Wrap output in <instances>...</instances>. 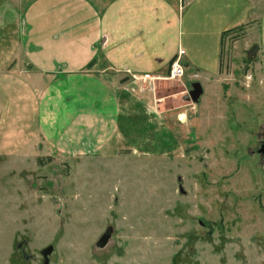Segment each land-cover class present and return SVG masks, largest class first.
<instances>
[{
    "label": "rangeland",
    "instance_id": "374dc122",
    "mask_svg": "<svg viewBox=\"0 0 264 264\" xmlns=\"http://www.w3.org/2000/svg\"><path fill=\"white\" fill-rule=\"evenodd\" d=\"M246 29L224 36L217 94L200 103L185 90L162 102L161 125L147 120L155 141L126 136L77 152L74 92L52 86L62 75L28 77L16 59L1 68L17 65L15 88L0 78V264H264V86ZM180 38L186 48L184 29ZM10 49L0 46V66ZM65 53L41 45L48 67ZM177 79L157 94L178 91ZM38 80L47 107L65 106L60 126H41L32 110Z\"/></svg>",
    "mask_w": 264,
    "mask_h": 264
},
{
    "label": "crops",
    "instance_id": "0c3cea01",
    "mask_svg": "<svg viewBox=\"0 0 264 264\" xmlns=\"http://www.w3.org/2000/svg\"><path fill=\"white\" fill-rule=\"evenodd\" d=\"M240 26L247 28L243 40L250 43L252 54L256 48V83L264 86V0H0V46L12 50L0 70L16 59L26 63L29 69H22V74L28 77L64 75L52 86L61 91V86L68 85L74 92V114L68 116L74 117L77 152L126 136L155 141L160 133L151 132L147 120L161 125L160 115L166 110H160V105L168 97L176 100L189 92L193 77L202 75L200 103L217 94L223 81L221 33ZM183 29L186 48L180 44ZM45 41L73 57L55 58L54 66L48 67L40 55ZM196 46H202L201 51ZM73 50L76 55L71 54ZM215 52V62L207 66L203 59ZM173 57L184 69L175 80L179 90L158 95L160 87L174 84L161 81ZM201 65L207 70L201 71ZM11 66L0 78L7 76L3 81L15 88L11 73L17 65ZM36 83L40 97L32 110L39 124L51 119L60 126L65 106L47 107L48 90L40 86V80ZM22 84L25 98L33 100L30 86ZM163 130L166 139L172 137L168 127Z\"/></svg>",
    "mask_w": 264,
    "mask_h": 264
},
{
    "label": "built area",
    "instance_id": "2783aa9c",
    "mask_svg": "<svg viewBox=\"0 0 264 264\" xmlns=\"http://www.w3.org/2000/svg\"><path fill=\"white\" fill-rule=\"evenodd\" d=\"M184 74V69L182 65L178 61V57H176L169 65L168 73L166 78L167 79H177L182 77ZM247 79L250 78V76H246Z\"/></svg>",
    "mask_w": 264,
    "mask_h": 264
},
{
    "label": "water",
    "instance_id": "95a60500",
    "mask_svg": "<svg viewBox=\"0 0 264 264\" xmlns=\"http://www.w3.org/2000/svg\"><path fill=\"white\" fill-rule=\"evenodd\" d=\"M201 93V87L199 83H192L191 89L189 90V97L192 101L196 102L198 100V97ZM259 151L264 155V142L262 143L261 147L259 148Z\"/></svg>",
    "mask_w": 264,
    "mask_h": 264
},
{
    "label": "trees",
    "instance_id": "16d2710c",
    "mask_svg": "<svg viewBox=\"0 0 264 264\" xmlns=\"http://www.w3.org/2000/svg\"><path fill=\"white\" fill-rule=\"evenodd\" d=\"M242 28H245V26H240V27H236V28H233V29H228V30H225V31H223L222 33H221V40H220V46H221V48H220V66H221V50H222V43H223V39H224V36L226 35V34H229V33H232V32H235L236 30H241ZM175 59V57H173L171 60H170V62H169V64L173 61ZM90 63H88V65H89Z\"/></svg>",
    "mask_w": 264,
    "mask_h": 264
}]
</instances>
